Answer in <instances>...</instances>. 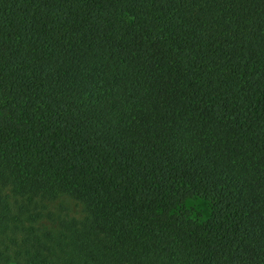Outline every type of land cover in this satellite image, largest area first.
Wrapping results in <instances>:
<instances>
[{
  "label": "trees",
  "instance_id": "trees-1",
  "mask_svg": "<svg viewBox=\"0 0 264 264\" xmlns=\"http://www.w3.org/2000/svg\"><path fill=\"white\" fill-rule=\"evenodd\" d=\"M0 264H264V0H0Z\"/></svg>",
  "mask_w": 264,
  "mask_h": 264
},
{
  "label": "rangeland",
  "instance_id": "rangeland-1",
  "mask_svg": "<svg viewBox=\"0 0 264 264\" xmlns=\"http://www.w3.org/2000/svg\"><path fill=\"white\" fill-rule=\"evenodd\" d=\"M67 204H70L69 207L71 213L79 214L80 213V205L76 203L74 200L66 199L64 200ZM185 208L189 210L191 217L196 220L203 221L205 220L210 213V205L209 203L202 198H189L185 202Z\"/></svg>",
  "mask_w": 264,
  "mask_h": 264
}]
</instances>
